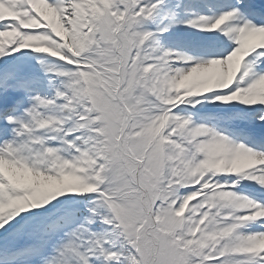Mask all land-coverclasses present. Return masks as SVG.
I'll list each match as a JSON object with an SVG mask.
<instances>
[{
	"label": "snow or ice",
	"instance_id": "snow-or-ice-1",
	"mask_svg": "<svg viewBox=\"0 0 264 264\" xmlns=\"http://www.w3.org/2000/svg\"><path fill=\"white\" fill-rule=\"evenodd\" d=\"M0 264H264V0H0Z\"/></svg>",
	"mask_w": 264,
	"mask_h": 264
}]
</instances>
